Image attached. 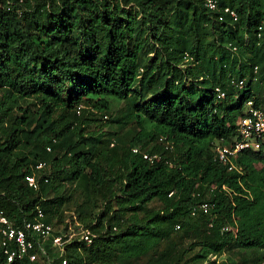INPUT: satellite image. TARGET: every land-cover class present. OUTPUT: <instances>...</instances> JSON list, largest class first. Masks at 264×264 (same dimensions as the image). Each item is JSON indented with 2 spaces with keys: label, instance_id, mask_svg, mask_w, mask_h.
Here are the masks:
<instances>
[{
  "label": "trees",
  "instance_id": "obj_1",
  "mask_svg": "<svg viewBox=\"0 0 264 264\" xmlns=\"http://www.w3.org/2000/svg\"><path fill=\"white\" fill-rule=\"evenodd\" d=\"M219 7L0 0V211L20 225L39 205L64 232L87 217L65 207L76 183L102 204L85 224L91 244L76 236L53 256L48 239L37 260L0 251V264H264V149L242 150L232 170L213 153L248 100L264 109V0ZM40 161L34 190L24 177ZM205 200L210 213L191 215Z\"/></svg>",
  "mask_w": 264,
  "mask_h": 264
},
{
  "label": "built area",
  "instance_id": "obj_2",
  "mask_svg": "<svg viewBox=\"0 0 264 264\" xmlns=\"http://www.w3.org/2000/svg\"><path fill=\"white\" fill-rule=\"evenodd\" d=\"M210 11H217L220 9L219 0H199ZM223 12L227 13L233 20L237 19V12L233 7L224 6ZM223 19V15L218 17ZM243 80L238 81L239 87L243 86ZM218 97L222 98L224 92L216 89ZM245 114L237 119V134L230 142H217L213 145V153L215 159L226 165L229 170L236 168L235 160L239 153L245 149L260 150L264 149V109L254 106L252 99L246 102ZM80 106H78V109ZM159 141L164 144L166 149H172L173 144L166 136L162 135ZM55 140L53 139V142ZM112 145V143H111ZM47 151H51V146H46ZM134 153H141L143 158L148 161L160 159L161 155L157 152L149 153L141 151L138 147H132ZM47 167L46 162H38L34 165L30 174L24 177L27 185L34 190L39 188L36 174L38 171ZM46 181V179H45ZM225 187V186H223ZM172 192L168 195L170 196ZM213 203L208 200L201 201L193 206L190 211L191 215H196L198 212L210 213ZM35 215L32 220H24L18 225L14 220L0 211V251L7 262L15 259L21 260L27 258L30 262L37 260L41 255H45L44 241L50 239L53 247L58 248L59 251L64 249V244L72 241L76 236L83 240L87 245L92 243L94 234L92 231L83 226L79 220L74 217L73 220L68 219V227L64 232L56 230L52 223L46 222L44 218V211L39 206H35ZM211 225V224H210ZM176 229L180 228V224L175 225ZM234 226L227 224L222 227V231H234ZM66 263L63 259L62 264Z\"/></svg>",
  "mask_w": 264,
  "mask_h": 264
},
{
  "label": "rangeland",
  "instance_id": "obj_3",
  "mask_svg": "<svg viewBox=\"0 0 264 264\" xmlns=\"http://www.w3.org/2000/svg\"><path fill=\"white\" fill-rule=\"evenodd\" d=\"M260 98L261 100L264 99V88H262L261 93H260ZM23 103V102H22ZM31 104V102H29ZM23 106L25 104H22ZM120 104H116L114 109L118 108ZM10 115L14 114H20V111L16 107H12L10 110ZM116 126L113 123L107 122L104 125L103 130L105 132L108 131H115ZM75 191L72 194V198L70 199L69 203H66V208L68 213L73 212L74 210L76 211V208H79L83 213L87 214V217H85L82 222H80L83 226H86L85 224L89 223L91 216L96 215L101 209H102V204H101V199L99 198L98 194H95L94 192L88 191L82 184H75L74 186ZM67 222V221H66ZM47 243V240L44 241V245ZM50 254L55 255L56 252L59 253L58 248L52 247L50 249ZM38 264H50L48 260L44 257L43 259L39 260Z\"/></svg>",
  "mask_w": 264,
  "mask_h": 264
}]
</instances>
